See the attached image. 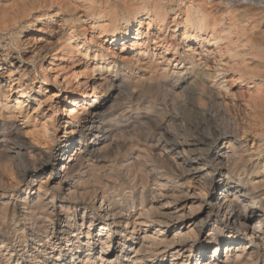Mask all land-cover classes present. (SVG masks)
<instances>
[{
  "label": "rangeland",
  "instance_id": "rangeland-1",
  "mask_svg": "<svg viewBox=\"0 0 264 264\" xmlns=\"http://www.w3.org/2000/svg\"><path fill=\"white\" fill-rule=\"evenodd\" d=\"M11 1L9 2V0H0V8L1 9H2L3 4H6V5L8 4L7 6L6 5L3 6L4 9L7 10V11L6 10L5 11H6V13H8L7 14L8 16L15 13V11L16 10L18 11V9L20 8L19 4H18L19 6L17 5V7H18L17 8L15 6L16 3L12 2L13 4H11ZM40 1L41 0H38V1H36V3H39ZM45 1L50 3V5L48 4L45 7V5L42 4ZM51 1L52 0H50V2L48 0H44V2H43V0H42V2L39 3L40 7L38 6L39 8L37 7V9H35L36 3H34V5H33L32 3L28 2L29 5H26V8H28V7L30 8V4H31L32 5L31 10H33L35 12L32 11L31 16H27L26 14L23 15V14L19 13L18 14L19 16L17 17L18 19H15L16 20L15 23H14L15 20L10 19L8 21L9 24H7L8 23L7 22L5 25L6 26L5 28H7V27L11 28V26H12V28H14L12 35H10L8 28L3 29L2 25L0 27V35L2 34L0 37H3L0 39V114H2V115L5 114L2 117L0 115V121L1 122L3 120L6 121V119H7L6 123L9 122L8 124L18 125V126L23 127L21 129L22 130V137L25 140H27V142L26 141H24V142H26L28 144L32 143V146L34 145V147L37 150L41 151L43 154H45L47 156V157H44L45 155L43 156V158H44L43 163L37 168L35 166H33L34 165L33 162L35 163V160L37 161V159L31 158L33 161L31 159H28V163H27L28 166H26V168L22 167L24 169L23 174L20 173V174H18L19 176L17 175L15 177L16 179L18 178L17 179L18 181L16 179H13L11 176H10V178L8 176H7L8 178L5 177L6 176L5 174L4 175L1 174L3 172V171H1L2 169L0 170L1 171L0 172L1 180L4 177L3 182H5V183L7 182L5 185L3 183H0V207H2L1 204H3V203L9 204L6 213H4L5 215L7 214V216H5L4 214H1V212H0V241L5 242L6 245L9 246L8 247L9 252H11V250L13 249L12 250L13 254L15 253L14 258H19L21 256V253H22L21 250H23V249H22V247H20V245L17 246V244H20V243L17 242V240H18L17 233L15 235V233L13 232V231H16L17 227H15V229H14V226H13L14 224L12 223L13 221H11L13 219L12 218L13 216H11L12 213H9V212L12 210H16L15 211L16 212V218L18 219L17 224L22 225L23 220L21 219V216H19L20 215L19 213L22 210V206H20V203L23 200V198H25V196H26L25 194L28 192V190L33 185L36 186L40 180L44 181V179H46L45 178L46 175L42 174L44 172L43 170L46 169V170H48V171L50 170L52 172V174L49 178L50 182L46 185L47 189L46 188L45 189H46V193H47L48 198H53V200H52L53 201L52 202L53 208L57 209L59 206L60 207L62 206L63 209L65 207L70 208L71 210H69V212L71 213V219H75L74 221L76 222V224H78V223L80 224L81 223V215H82V211H83L82 208L86 206L84 213H83L84 214V222L83 223L87 226L89 224L88 221L90 220V218L95 217L98 214L97 204L92 203L93 198L91 197L92 196V194L90 192L91 190H89V192H87V189H90V186H89V185H91L90 183H89V185H87V188H86V185H85V188L82 186L83 188L81 187V189L78 190L79 191L78 194H72L73 196L70 195V197H69V195L67 196L68 193L66 194L67 191L65 189H67V185L72 184L74 186L76 184L78 185V184H82L84 182V180L82 181V180L78 179L79 178V175H78L79 171L83 170V168L80 170H79V168L76 169L74 174L72 173V175L70 177L65 179V181L63 180L61 182V180H59V179L56 180V178L54 177L55 176V169H56L55 164H54V160L58 154V151L60 150V148L63 144V141L70 139V138L75 139V136L74 137L72 136V134H73L72 131L73 130L77 131L80 129V127L83 125V123L86 121L87 117L89 116L88 113L92 112L93 104L98 103V105L100 104L99 105L100 107L103 106L101 101L103 100V98L105 96L104 95L105 92H104V90H102L103 88L101 89V87L99 85V84H101L100 82H101L102 77L111 76L112 74L113 75H119L120 73H123V74L126 73L127 75H133L136 78V77H138L137 75L147 74L146 71H148V70L150 71L149 73L152 74L154 77L157 74L158 75L156 77H158L161 74H169L170 72H172L174 70H175L174 72L180 73V71L182 72L183 70L190 67L188 64L190 62L188 57H190L191 60H193L196 64H198V66L199 65L203 66V64H205V66L207 68V72L208 73L210 72L209 73L210 78L208 80L209 85L213 84L212 86H215L214 88H218V87H216V85L219 82H222V85H220V86L221 87L225 86L223 88L219 87L218 90L215 89V90H217L216 93L220 92L219 94L217 93L220 97H218V100H215V101H216V103H219L221 105L216 104L215 101L210 102V98L208 99V97H206V93H207L206 90L203 89L202 87H199V89H198V90H202V89L205 90L204 92H203V90H202V92L199 91L202 95L200 93H199L200 95L199 94L194 95L191 90L189 91V89H192L193 87L189 86L192 88H188V103H189L188 104V110H184L180 107L181 105L178 102H176L177 105H175L176 103H174L172 101V98L170 96H168V93L166 91L161 92L162 90L158 91L157 89H155L153 91L152 86L151 87L144 86L142 88L143 85L138 84L135 82L136 80L135 81L133 80L132 82H135V84L131 83L130 89H132V87H134L136 89V87L140 86L136 90L135 89L131 90L132 91L131 94H133V98L137 101L139 99V102L135 101L139 105L134 103L133 98L131 101L130 100L129 101L124 100L127 98L126 97L127 94H123V95H121L122 97L118 101H116L117 102L116 104L120 105V106H117V108L115 109L114 112H112V114H111V111H105L104 112V120H105L106 124L108 126L110 125V127L112 126V128H114V130H116V132H117L116 134H118V133L120 134V135L118 134L119 142L117 139L116 147L113 148L111 151L103 154L104 158H102V156L98 157V158L96 156L95 157L90 156L91 158L88 157L87 163L93 164V165L95 164L94 169L96 170L95 171L93 169V171H92V173L94 172L93 174L95 176L93 175V177H95V178L92 177V179H91V177H90V180H93V179H94V181L100 180L101 184L103 182V185L106 183V184H110L112 187L115 183H117L114 185L115 190H117L118 192L119 191L122 192L123 190H121V189L118 190V189L122 188L124 186L122 189L125 188L124 189L125 191H123L122 194L124 195V193H125L126 196H129L128 194L131 192V190L129 188H132V185H130L129 180L127 179V177H128L126 175L127 171H125L123 168L124 164L127 163L126 159L130 158L127 156L128 147L125 145V144H127V141H126V139H128L127 136H129L130 134L132 135V137L130 136V138H133L135 140L136 148L138 147L139 150L148 151L150 145H152L158 139V136L157 137L153 136V130L157 126V124H160L162 121H164V119L167 116L179 115V116H181L182 122H180V123L177 122L176 124L175 123L171 124V126L168 127L169 132H173L176 134H178V133L180 134L182 132L183 135H188L189 137H193L197 132V134L194 137L201 138L204 140V142H206V147L204 149H207L206 151H207L208 155H207V157H204V159H205L206 167L209 166L208 172L210 171L212 173H210V176L205 177L204 181L202 182L203 185H202V183H199V182L195 183L194 181L188 185L189 194L193 193L195 198L198 196L194 200V201H196V203L194 204L195 205L194 208H196V209L192 208L193 210H190V212L187 211V208L184 209L185 217L181 218L177 222L176 228H174L172 230V232H170V236H171V234H174L175 231H178L179 230L178 228H181L182 232H185V230L187 231V229L192 227L193 221L197 222L200 219L204 218L203 217L204 214L201 213V210L200 211L198 210L199 212L197 211V205L196 204L198 202L200 205H202V207L206 208L209 206L210 203H213L215 198H218V197L220 198V196H219L220 191L216 187V183H217L218 178H219L217 176V168L218 167L211 161V159H212L211 153L214 152L215 148L219 144H222L221 146L224 147V149L227 148L229 142H231L233 144L234 150H232V151H234V153H235V161H233L231 163L232 165L230 164L231 167L229 166L230 168H228V171H227L229 173V177H230V180H229L230 185H232V186L240 185L239 188H241L243 190L248 189L249 191L248 190L245 191L247 194L249 193L248 197H249V195H250V197L254 196V198H255L254 200H256V204L254 205L253 209L256 212H259V211L261 212L262 210H264V106H263L264 105V87H262V85L260 84L261 83L260 81L264 82V80H263L264 79V69H262V70L260 69V68H263L262 66H264V43H263L264 37H262L264 35L260 34V30L258 28H255V27L253 28L250 20L247 22L241 23V25L239 24L240 26L244 25L245 29L242 32L240 29H237V28L234 30L233 36H231V38H230V40L232 39L231 42L232 41L233 42L228 43V47L230 49H232L233 52H227L226 51L227 47L225 48V45L227 44V42L215 43V42L211 41L212 38H210V35H207V34H210L209 30L205 35V37L208 36L206 42H201V43H197V42H195V40H192L191 35H189V33L192 32V30H190V29H187V32H189L187 36L183 35V33L185 32V28H184L185 26L183 24V22H184L183 20H185V19H183V18H185V13L183 12L184 8L186 9V7L190 6L191 4H194V2H195V4L197 3V5H199L200 3H203V1H204L205 2L204 7L208 10V12L211 13V14L209 13L211 16V15H214L218 10L223 11L224 9L228 8L231 5V3H229V1L231 2V0H207L208 2H206V0H198V1L197 0H192V1H190V0H143V1L140 0V2L137 0H133V1L130 0L131 2L129 0H128L129 2L126 0H53L52 2L54 4H52ZM162 1H164V2H162ZM199 1H200V3H199ZM262 1L264 2V0H262ZM47 2H45V3L47 4ZM105 2L108 3V4L106 3L105 6L108 5L113 10H111L108 6L104 7ZM138 2H139V4H138ZM155 2L157 4V6H156ZM211 2L216 4V6L214 4H211ZM1 3H2V5H1ZM159 3H161V4H159ZM208 3H210V4H208ZM40 4H42V5H40ZM130 4H131V6H130ZM132 4H133V6L135 5V7H133ZM141 4L144 7V9H141L142 11H140V9L139 10L137 9V8L141 7ZM188 4H190V5H188ZM9 5L10 6L14 5V7H16L15 8L16 10L13 7H10ZM22 5H24V4H22ZM57 5L58 6L60 5L59 6L60 8ZM211 5H212V7H211ZM7 7H8V9H7ZM115 7H117V8H115ZM152 7L154 8V10ZM155 7L156 8L160 7L161 9L160 8L156 9ZM213 7H215V8H213ZM224 7H226V8H224ZM22 8H24V7H22ZM133 8H135L136 10ZM210 9H212V10H210ZM99 10H101L100 14H99ZM110 10H111V12H110ZM114 10H115V13H114ZM161 10L162 11L164 10L163 12L167 16L164 19V27L160 28V26L157 25L158 23H156L154 21L151 24L152 26L147 28V24L145 21L147 18V15L150 14L153 17L154 12L155 13L158 11L160 12ZM11 11H13V12L11 13ZM37 11H39V12H37ZM0 12H1L0 14H2L3 11L0 10ZM38 13H39V15H38ZM43 13H45L47 15L43 16L44 15ZM146 13H147V15H146ZM104 14L108 17L111 16L110 19L109 18H106V19L103 18ZM140 14H142V15H140ZM20 15H21V17H20ZM90 15H91V17H90ZM99 15L101 16V18ZM112 16H115V19H112ZM226 16L224 17L225 20L222 24H224L227 27L228 25H231L233 22L231 20H229L228 16L227 17ZM11 17H12V15L9 16V18H11ZM35 17L38 19H36ZM135 17L143 19L142 25H141L140 30H139L140 34H142V38L147 39L146 40L147 44L144 47H140L142 52H143V55L142 54L138 55L137 54L138 49L135 51V47L133 49L129 48L126 51L121 52L120 51L121 46L119 45L120 43H118L116 45L110 44L112 42V40H111V34L109 32L104 31L101 33V26L106 25V23H108V21L114 22L113 20H115V25H116V27H118L117 32L121 33L122 26L124 25V23H123L124 20L133 21ZM28 18H29V20H28ZM62 18L63 19L66 18L65 20L68 21L67 26L63 30L64 31L63 34L65 33L64 36L66 35L65 37L67 38V36L71 34L72 35V39H71L72 43H74V44L76 43L78 46H82V48L79 49V51L75 54L76 55L75 56L76 61L75 62L71 61L69 56L62 58V57H60L59 54H54V53H53L54 55H59V56L52 57V56H50V54H48L41 61H36V62L31 61V55L32 54L30 55L29 53H32V52L34 53L38 48H43V46L45 49L49 48L50 44H49V42L47 43L46 41H49L50 38L46 37L45 34H48L50 31H52L54 29H59L57 26V23H60ZM69 18H70V20H69ZM173 18H175V19H173ZM23 19L26 21H24ZM77 19H79L80 21ZM18 20H19V22H17ZM12 21H13V24H12ZM104 22H106V23H104ZM134 26H135V24L133 25L131 31L136 30V27H134ZM225 26H224V28H226ZM40 29H41V31H40ZM219 29L222 30L221 27H218V29H216V31H219ZM262 29H263L262 31H264V28H262ZM249 30H250V32H249ZM28 32H30V33H28ZM3 33H5L6 35ZM257 33H258L259 38L257 37ZM254 35H256V36H254ZM99 36H101V37H99ZM15 37H16V39H15ZM247 37L249 39H247ZM260 37H262V38H260ZM8 39H10V40H8ZM250 39H252V40H250ZM95 40H97V41L95 42ZM170 40L172 42H169ZM40 41H42V42H40ZM255 42L258 45H256ZM131 43H135V41H132ZM142 43H144V42H142ZM253 43H255V44H253ZM262 43H263V45H262ZM32 44H34V45H32ZM45 44H47V46ZM80 44H82V45H80ZM2 45H3V47H2ZM166 45H168V46H166ZM190 45H191V47H189ZM252 45L254 47L256 45L258 49L256 47L255 48L251 47ZM36 46L38 48H36ZM261 46H262V48H261ZM86 47H90V48L88 50H86ZM2 48H3V50H2ZM189 48H194V50H191V49L189 50ZM253 48L256 50H254ZM165 49H166V52H165ZM225 51H226V53H225ZM80 53L87 54L86 59H84V56L82 57V54H80ZM242 54H243V56L244 55H246V56L243 57ZM79 55H81V56H79ZM160 56H162V57H160ZM68 60H70L71 62ZM170 60H172V61H170ZM175 60H177V61H175ZM186 60H188V62ZM10 61H12V62L10 63ZM37 63H38V65H37ZM72 63H74V65H72ZM76 63H77V65H76ZM254 63H255V65H254ZM256 64H260L258 69H257L258 66ZM43 65H44V67H43ZM207 65H208V67H207ZM239 65H240V67H239ZM98 66H101V68H99L95 72L94 71L92 72L93 68L98 67ZM156 67H157V70H156ZM41 68L42 69L44 68L45 70L44 69L42 70ZM144 69H146V70H144ZM152 69H155L156 71H153ZM9 70L16 72V74H18V75H15L14 76L15 78L13 77V81H11V83H13V85H14L12 87V91L6 92L5 89L7 90V88H9V85L11 84V83L6 82V80H4L7 76L6 73ZM160 70H162V71H160ZM134 71H136V72H134ZM79 72H81V73H79ZM155 72H156V74H155ZM75 73L77 74V77L75 76L76 75ZM78 74H81V75H78ZM87 74L89 76H87ZM185 74L187 76V74H189V73H185ZM54 75H55V77H53ZM133 76H131V77H133ZM18 77H19L18 83H16L15 81ZM53 78H55L54 79L55 82L53 81ZM93 84H95V88L97 87L96 88L97 90L94 87L92 88ZM255 84H256V86H255ZM145 88H146V90H144ZM200 88H202V89H200ZM220 89H221V91H220ZM21 90L26 91L25 92L26 96L21 99V103H23V104L21 105L20 109H18V113L13 114L11 112H13L15 110V106H16L15 102L19 98ZM155 91L156 92L158 91L159 93L158 92L156 93ZM83 93H85V94H83ZM162 93L164 96L162 95ZM165 93H167V95ZM1 96H2V99H1ZM166 96L168 97V99ZM135 97H137L138 99H136ZM163 97L166 98V99H164V100H166V104H164L165 101H163V99H162ZM35 98L40 99L41 100L40 102H43V103L38 105V102L36 101ZM170 98H171V100H170ZM191 98L193 99V101ZM198 100H199V102H198ZM204 100H206V101H204ZM220 100L222 102H219ZM168 101H171L172 103L168 102ZM124 102H126V103H124ZM127 102L128 103L132 102V105L134 106V108H133L134 113L131 115V118L129 117V115L126 114V112H124L123 109H118L120 107L123 108L122 105L124 106L125 104H127ZM75 103H76V106H73L72 104H75ZM168 103H169V106H168ZM173 103H174V105H173ZM199 103H201V104H199ZM212 104H214V105L212 106ZM209 105H211L212 107ZM201 106H202V108L203 107L204 108L202 109ZM7 107L9 109H7ZM168 107L171 109V111ZM173 108H174V110H176L178 108V111L176 110L178 112V114H177V112L174 113V111H172ZM211 109H213V110L211 111ZM69 110H72L71 113L68 112ZM161 110L163 112L164 111L165 112L163 113ZM159 111H161L160 114H159ZM166 112L169 114L171 113V114L169 115ZM154 114H156V115H154ZM199 114L200 115L202 114V115L200 116ZM145 115H147L146 117L148 119H150L149 120L150 122H147V125L145 124L147 128H145L144 124H142V125L136 124V127H137V129H136L135 122L137 123L139 121V119H141ZM159 115H160V117H158ZM161 115L163 116L162 118H161ZM7 117H10L9 118L10 120H8ZM75 118H77V119H75ZM26 119H28V120H26ZM1 122H0V124H1ZM189 122H191V123H189ZM133 124H134V126H133ZM143 125H144V128H142ZM169 125L170 124H168V126ZM131 126L134 127L135 129H132ZM138 126H139V128H138ZM122 129H124V130H122ZM138 129H139V131H138ZM140 129H142V130H140ZM216 130H218L219 133ZM225 131L231 133V135H232V137H231L232 140L230 139L231 141H229V139L224 141L222 135H223V133H225ZM26 132H27L26 135H28V136H25L24 133H26ZM29 132H30V134H31V132L33 134H35V135H33V138L29 134ZM29 135L31 136V138ZM34 138L37 140H33ZM90 139L91 138L89 136L82 138L81 145L89 146ZM15 141H16V143H15ZM20 142H19V140L15 139L9 143V147L11 146L10 148L12 150H16V149L23 146L22 142H21V144L17 145V143H20ZM75 143H78L77 138H76ZM79 143H80V140H79ZM209 143H210V145H209ZM79 147H81V146H79ZM22 148H25V147H22ZM239 152H241L243 154H241ZM227 153H231V151L227 150ZM238 154H240L241 156ZM207 161H208V164H207ZM87 163H86V165H87ZM201 163H204V162H201ZM148 164L151 165L149 162H148ZM136 166H138V164L134 165V168ZM136 168H138V167H136ZM108 174L109 175L111 174V176L115 175L116 178L117 177L118 178L115 179V176H113L112 178H113V180L115 179V181H111L112 178L108 179L109 178ZM96 175H98V176H96ZM226 177L227 176L225 175V173L224 174L222 173L220 180L223 182L226 180ZM75 178H77V179H75ZM88 178H86V179H88ZM5 179H7V180H5ZM108 180H110V181H108ZM9 181L11 184L9 183ZM85 182H86V180H85ZM60 183L62 185H60ZM125 183H127V184H125ZM118 186H119V188H118ZM250 188H252V189H250ZM84 190H85V193L83 192ZM115 190H111V191L117 192ZM80 192H82V193H80ZM198 193H200L199 195L201 197L198 195ZM81 194L83 195V197H81L82 196ZM202 194H204V196ZM77 195L78 196L81 195L80 196L81 198L78 197ZM29 196H27L28 201L29 200H35V198H37V195L35 193L33 194V191L30 192ZM84 196H86V197H84ZM122 197L123 196H121V198ZM199 198H201V199H199ZM198 199H199V201H198ZM247 200H250V199L247 198ZM154 203L156 204V202H154ZM172 204H173V206H175V205L177 206L180 204V202H176V203H172ZM189 207H190V203H188V208ZM194 210H196L197 212ZM3 215H4V217H3ZM57 221L59 222L58 218H54V220H52V223L54 225H56ZM215 221L217 223H215ZM252 222H254V221L252 220ZM218 225H220V218L216 217V219H215V216H211V218H209V220H204L203 223L200 225V227L197 229L198 235L196 234V236L194 237L195 240L193 242H191L192 239L191 240L188 239V242L186 245V247H188V254H187L188 255V263L187 264H196L197 261L200 262L198 264H203L204 262L211 263V264H222L225 261L227 262L228 260H234V258L237 256V252L241 255V251L245 247H246V251L250 250L254 254L253 255L254 258L252 261L254 263H252V264H264V258H263L264 252L261 250L260 247H258L259 243H261V241L263 240V236L258 234L257 235L258 240L256 242L249 243L248 237H246V235L245 236L241 235L242 231H240V230L238 231L237 229H234V227L224 226V228L223 227H222V229L220 228V230L223 234H220L221 233L220 230L218 231L219 233H217V231H216V233L213 235L214 241H213V243H210L211 232L208 229V226L209 227L214 226V228L216 230H218ZM7 228H9L8 232H7V230H8ZM3 229H5V230H3ZM12 229H13V231H12ZM228 230H230V232H232L230 234V237H226V235H224L225 232H227ZM9 232H10V234H9ZM148 232H153V231L150 228V230L148 229ZM247 233H249V232H246V234ZM9 235H10V237H9ZM13 235L16 237H14ZM65 235H66V237H68L66 231H64V236ZM81 238H82V242H86L85 241V232L81 233ZM235 238H237L238 241L234 240ZM117 240H119V239L117 237H115L114 234L110 235V244L113 246V252L114 253L117 252L116 254L120 255V252H121L120 247L121 246L117 245ZM1 242H0V245H1ZM26 243L28 245V248H30V252L34 253L36 251L34 244L32 242H30L29 239L26 240ZM237 246L240 247L238 249V251H237V249H235V247H237ZM63 248L65 249V247H63ZM100 249H101V247L100 248L98 247V249H96V252H94V253H97V252L99 253ZM215 249H217V254L214 257H211L213 255V252ZM16 251H18V252H16ZM172 258H173V256L170 254V252L167 253L166 256L164 257L162 264H169L172 261ZM235 259H237V257Z\"/></svg>",
  "mask_w": 264,
  "mask_h": 264
},
{
  "label": "bare ground",
  "instance_id": "bare-ground-1",
  "mask_svg": "<svg viewBox=\"0 0 264 264\" xmlns=\"http://www.w3.org/2000/svg\"><path fill=\"white\" fill-rule=\"evenodd\" d=\"M10 1L11 0H9V2ZM36 1H38V0H12L11 4H13L12 2H15L16 3L15 6L17 7V5L19 4L20 6L19 5L18 6L20 8L17 11L15 9L16 7H14V5H11V6L9 5L10 7H13L16 10V11L14 10L15 13L11 14L12 15L11 18H9V16H11V15L8 16L7 15L8 13H6L7 10L4 9V7H3L6 4H3L2 9L0 8V10L3 11L2 14H0V27L2 25V28L4 29L6 27L5 26L6 23L10 19L11 20L12 19L13 20L18 19L17 17L19 16L18 15L19 13L23 14V15L26 14L27 16H31V12L33 11V10H31L32 5L30 4V8L28 6H27L28 8H26V5H29L28 2H30L34 5V3H36ZM48 1L50 2V0H48ZM126 1H128V0H126ZM137 1L140 2V0H137ZM190 1H192V0H190ZM41 2H42V0L39 3H41ZM43 2H44V0H43ZM45 2H47V1H45ZM45 2L42 3L45 5V7L48 4L50 5V3L47 2V4H46ZM139 2H138V4H139ZM156 2H155V4H156ZM162 2H164V1H162ZM206 2H208V1L206 0ZM39 3H36L35 9H37V7L39 6ZM106 3L107 2L104 3V7L108 6V5L105 6ZM199 3H200V1H199ZM204 3L205 2L203 1V3H200L199 5H197V3L195 4V2H194L195 5L194 4H191V5L188 4L190 6L186 7V9L184 8L185 10L183 9V12L185 13V18H183V19H185V20H183L184 21L183 24L185 26L184 27L185 32L183 33V35L184 36L188 35L189 32H187V29L192 30V32L189 33V35H191L192 40H195V42H197V43L206 42L208 36L205 37V35L209 30L210 34H207V35H210V38H212L211 41H213L215 43L227 42V44L225 45V48L227 47L226 51L227 52H233L232 49H230L228 47V43H230L232 40V39L230 40V38H231V36H233V32L236 28L240 29L242 32L245 29L244 28L245 26L244 25L240 26L241 23L247 22L249 20L251 21V25L253 26V28L254 27L258 28L260 30V34L264 35V31H262L263 30L262 28H264V2L262 0L261 1L260 0H231V2L229 1V3H231V5L228 8L224 7L226 9H224L223 11H220L216 8L218 11L214 15H211V16H210L211 13L208 12V10L204 7L205 6ZM22 4H24V5H22ZM42 4H40V5H42ZM52 4H54V3L52 2ZM159 4H161V3H159ZM208 4H210V3H208ZM211 4H214V3L211 2ZM1 5H2V3H1ZM214 5L216 6V4H214ZM130 6H131V4H130ZM132 6H133V4H132ZM156 6H157V4H156ZM8 7H7V9H8ZM22 7H24V8H22ZM108 7L110 8V6H108ZM133 7H135V5ZM211 7H212V5H211ZM115 8H117V7H115ZM213 8H215V7H213ZM133 9H135V8H133ZM137 9L138 10L140 9V11H142L141 9H144V7L141 4V7L137 8ZM212 9H210V10H212ZM111 10H113V9H111ZM111 10H110V12H111ZM153 10H154V8H153ZM100 11L101 10H99V14H100ZM163 11L161 10L160 12L159 11L156 13L154 12L153 17L150 14L147 15V13H146L147 18L145 21L147 24V28L152 26L151 24L154 21L156 23H158L157 25H159L160 28L164 27V19L167 16ZM12 12L13 11H11V13ZM33 12H35V11H33ZM37 12H39V11H37ZM114 13H115V10H114ZM43 14H44L43 16L47 15L45 13H43ZM38 15H39V13H38ZM104 15H103V18H105V19L106 18L110 19V17H111V16L108 17V16H106V15L104 16ZM140 15H142V14H140ZM226 15L229 17V20H231L233 22V23L231 22L232 24L228 25L227 27L224 24H222L225 20L224 17ZM20 17H21V15H20ZM90 17H91V15H90ZM100 18H101V16H100ZM36 19H38V18H36ZM65 19L62 18L61 22L57 23V26L59 29H54V30L50 31L48 34H45L46 37L50 38L49 41H46L47 43L49 42V44H50V45L48 44L49 45V48L47 47L48 49H45L44 46H43L44 49L38 48L36 46V48H38V49L34 53L33 52L29 53L30 55L32 54L31 55V61H33V62L41 61L48 54H50V56H52V57H54V56L56 57V56L60 55V57H62V58L69 56L71 61H73V62L76 61V59H75L76 55L75 54L79 51V49L82 48V46H78L76 43L75 44L72 43V41H71L72 35L71 34L68 35L67 38L65 37L66 35L64 36L65 33L63 34V32H64L63 30L67 26V23H68V21ZM79 19H77V20H79ZM112 19H115V16H112ZM173 19H175V18H173ZM19 20L17 22H19ZM28 20H29V18H28ZM69 20H70V18H69ZM142 20H143L142 18H138V17H135L133 21L124 20V22H123L124 25L122 26L121 33L117 32L118 27H116V25H115V20H113L114 22H111V21H108V23L104 22V23H106V25L101 26V33L104 31L109 32L111 34V40H112V42L110 44L116 45V44L120 43L119 45L121 46V50H120L121 52H124L129 48L133 49L135 47V51L138 49L137 54L143 55V52H142L140 47H144L147 44L146 43L147 39L142 38V34H140V32H139L140 27L142 25ZM24 21H26V20H24ZM15 22H16V20L14 21V23ZM7 24H9V22ZM12 24H13V21H12ZM134 24H135L134 27H136V30L131 31ZM224 26L226 28H224ZM218 27H221L222 30L219 29V31H216V29H218ZM7 28L9 29L8 31L10 32V35H12L14 28H12V26H11V28H9V27H7ZM7 28H5V29H7ZM40 31H41V29H40ZM249 32H250V30H249ZM28 33H30V32H28ZM258 33H257V37H258ZM3 34H5V33H3ZM254 36H256V35H254ZM99 37H101V36H99ZM262 37H264V36H262ZM262 37H260V38H262ZM1 38H3V37H0V39ZM15 39H16V37H15ZM247 39H249V38L247 37ZM8 40H10V39H8ZM250 40H252V39H250ZM96 41L97 40H95V42ZM132 41H135V43H131ZM40 42H42V41H40ZM142 42H144V43H142ZM169 42H172V41L170 40ZM255 43H253V44H255ZM263 43H262V45H263ZM32 45H34V44H32ZM45 45L47 46V44H45ZM80 45H82V44H80ZM191 45L189 47H191ZM256 45H258V44L256 43ZM256 45H255V47L257 48ZM166 46H168V45H166ZM2 47H3V45H2ZM251 47H254V46L252 45ZM89 48L90 47H86V50H88ZM261 48H262V46H261ZM190 49L194 50V48H189V50ZM2 50H3V48H2ZM254 50H256V49H254ZM226 51H225V53H226ZM165 52H166V49H165ZM53 53L59 54V55H54ZM80 54H82V53H80ZM79 56H81V55H79ZM83 56H84V59H86L87 54H82V57ZM242 56H243V54H242ZM244 56H246V55H244ZM160 57H162V56H160ZM188 59L190 60V62L188 63L190 67L183 70L182 72L180 71V73L174 72L175 71L174 70V71L170 72L169 74H161L158 77H156L158 75L157 74L154 77L152 74L149 73L150 71L148 70V71H146L147 74L137 75L138 77H136V78L133 75H127L126 73H124V74L120 73L119 75H113L112 74L111 76L102 77L101 82H100L101 84H99V85H100L101 89L103 88L102 90H104V92H105V94H104L105 96H104L103 100L101 101L103 106L100 107L99 106L100 104L98 105V103L93 104L92 112L88 113L89 116L87 117L86 121L84 120L85 122L80 127V129L77 131H74V130L72 131V133H73L72 136L73 137L75 136V139L70 138V139L63 141V144H62L60 150L58 151V154L54 160V164H55L56 169H55V176L53 175L56 178V180L59 179L62 182L63 180L65 181V179L70 177L72 175V173L74 174L76 169L79 168V170H80L83 168V170L79 171V174H78L79 178L78 179H80L82 181L84 180V182L86 180V182L85 183L83 182L82 184H78V185L76 184L77 186L76 185L73 186L72 184H71L72 186L67 185V189H65L67 191L66 194L68 193L67 196L69 195V197L72 194H78L79 193L78 190H80L82 186L85 188V185H86V188H87V185H89V183H90L91 184V185H89L90 189H87V192H89V190H91L90 191L92 194L91 197L93 198L92 203L97 204V211H98V214L96 213L97 216L91 217L90 220L88 221L89 224L87 226L83 223L84 222V214L83 213H84L86 206L82 208L83 211H82V215H81V223L80 224L79 223L76 224V222L74 221L75 219H71V213L69 212V210H71L70 208L65 207L63 209L62 206L61 207L59 206L57 209L53 208L52 207L53 198H48L47 193H46V189H47L46 185L50 182L49 178H50L52 172L50 170L48 171L45 169V170H43L44 172L42 174L46 175V177H45L46 179H44V181L40 180L36 186L33 185L28 190V192L25 194L26 195L25 198H23V200L20 203V206H22V210H21V212L19 211L20 212L19 216H21V219L23 220L22 225L17 224L18 219L16 218V212H15L16 210H12L13 212L12 211L9 212V213H12L11 216H13L12 217L13 219L11 221H13L12 223L14 224L13 225L14 229H15V227H17L16 231H13V229H12V231L15 233V235L17 233V237H18L17 242L20 243V244H17V246L20 245V247H22V249H23V250H21V252H22L21 256L19 258H14L15 253L13 254V251H12L13 249L11 250V252H9L8 251L9 246H7L5 242L0 241L1 242V245H0V264H162L164 257L169 252L173 256L172 261L169 264H187L188 263V255H187L188 254V247H186V245H187L188 239L189 240L192 239L191 242H193L195 240L194 237L198 233L197 229L200 227V225L203 223L204 220H209V218H211V216H215V219H216V217H219L220 218V225H218V230H216L214 228V226H211V227L208 226V229L211 232L210 243H213V241H214L213 235L216 233V231H217V233H219L218 231L220 230V228L222 229V227L224 228V226H228V227H234V229H237L238 231L239 230L242 231L241 235H243V236L246 235V237H248V239H249L248 240L249 243L256 242L258 240L257 239L258 234L263 236V240L261 241V243H259V246L258 245L257 246L260 247L261 250L264 252V210H262L261 212L259 211L260 212L259 213L253 209L254 205L256 204V200H254L255 199L254 196H251L252 197L251 198L249 195V197H248L249 193L247 194L245 192L248 189L243 190V189L239 188L240 185L232 186L229 183L230 177H229V173L227 171H228V168L231 167L230 164L233 161H235V153H234V151H232L234 149H233V144L231 142L228 143V146L225 144L227 146V148H225V149H224V147L221 146L222 144H219V145L217 144L218 146L215 148L214 152L211 153V158H212L211 161L218 167L217 168V176L219 178H218V181L216 183V187L220 191V193H219L220 198L219 197L215 198L213 203H210L209 206L206 208L202 207V205H200L198 202L196 204L197 205V211L201 210V213L204 214V216H203L204 218L200 219L197 222L193 221L192 227L187 229V231L185 230V232H182L181 231L182 229L178 228L179 230L175 231L174 234H171V236H170V232H172V230L174 228H176L177 222L181 218L185 217L184 209L187 208V211H189V212H190V210L196 209V208H194V206H195L194 204L196 203V201H194V200L198 196L195 198L193 193L189 194L188 185L191 184L193 181L195 183L196 182L202 183L204 181L205 177L210 176V173H212L210 171L208 172L209 166L206 167L205 159H204V157H207V155H208L207 151H206L207 149H204L206 147V142H204V140L201 138L194 137L197 134V132H196V134L194 133L195 135L193 137H189L188 135H183L182 132L180 134L169 132L168 127H170L171 124H173V123L176 124L177 122L178 123L182 122L181 116H179V115L167 116L164 119V121H162V122L160 121L161 123L157 124V126L153 130V136L154 137L158 136V139L152 145H150L148 151L139 150L138 147L136 148L135 140L133 138H130V136L132 137V135L130 134L129 136H127L128 137V139H126L127 144H125V143L124 144L128 147L127 156L130 158L126 159L127 163L124 164L123 168L125 171H127V174H126L128 176L127 179L129 180L130 185H132V188H129L131 190V192L128 194L129 196H126L125 193H124V195L122 194V192L125 191L124 190L125 188L122 189L124 186L122 188H119V186H118V188H119L118 190H120V189L123 190L122 192L119 191L120 193L117 190H115L114 185L117 183H115L113 185L112 184L113 182H112L111 183L113 185V187H112L110 184H106V183L103 185V182L101 184L100 180L99 181H94V179L90 180V177L92 179V177L94 175L93 174L94 172L92 173V171L94 169L95 164L93 165V164L87 163L88 157L91 158L90 156H94V157L96 156L98 158V157L102 156V158H104L103 154H105V153L111 151L113 148H115L116 143H117V139H118L119 133L116 134L117 133L116 130H114V128H112V126L110 127V125L108 126L106 124V122L104 120V112L105 111H111V114H112V112L115 111L117 106H120V105L116 104L117 103L116 101H118L122 97L121 95H123V94H127L126 95L127 98L124 100H128V101L132 100L133 94H131L132 93L131 90L132 89L134 90L135 88L132 87V89H130L131 83L135 84V82H136L138 84H141V85H143L142 88L144 86H147V87L152 86L153 91L155 89H157L158 91L162 90L161 92L166 91L168 93V96H170L172 98V101L174 103L178 102L181 105L180 107L184 110H188V104H189L188 103V88L193 87L192 89H189V91L191 90L194 95L199 94L200 92H202L203 89H205L207 92L206 97H208V99L210 98V102L218 100V97H220L218 94L220 92L219 93L217 92L218 93L217 94L216 91L218 90L219 87L223 88L225 86H223V87L220 86V85H222V82H219L216 85V87H218V88H214L215 86H212L213 84L209 85L208 80L210 78V74H209L210 72L209 73L207 72V68H206L205 64H203V66H201V65L198 66V64H196L193 60H191L190 57H188ZM70 60H68V61H70ZM177 60H175V61H177ZM170 61H172V60H170ZM186 61L188 62V60H186ZM11 62L12 61H10V63ZM77 63H76V65H77ZM37 65H38V63H37ZM72 65H74V63H72ZM254 65H255V63H254ZM256 65L258 66V67L256 66L258 69L260 64H256ZM43 67H44V65H43ZM207 67H208V65H207ZM239 67H240V65H239ZM262 67L263 68H260L261 70L264 69V66H262ZM99 68H101V66L94 67L92 72L93 71L95 72ZM144 70H146V69H144ZM152 70L156 71L157 67H156V70L155 69H152ZM160 71H162V70H160ZM134 72H136V71H134ZM79 73H81V72H79ZM185 73H189V74H187V76H186ZM6 74H7V76L4 80H6V82H8V83H11V81H13V77L15 75H18V74H16V72H13L12 70H9ZM155 74H156V72H155ZM78 75H81V74H78ZM75 76L77 77V74ZM87 76H89V75L87 74ZM131 76H133L134 78ZM53 77H55V75ZM18 79H19V77L16 79V81H15L16 83H18ZM54 79L55 78H53V81H54ZM133 80L134 81L136 80V81L132 82ZM260 82H261L260 84L262 85V87H264V82L263 81H260ZM13 86H14L13 83H11L9 85V88H7V90L5 89V91L11 92ZM189 86H192V87H189ZM255 86H256V84H255ZM93 87L95 88V84H93L92 88ZM138 87H140V86H138ZM138 87H136V89ZM199 87H202L203 89L200 88L202 90H198ZM146 88L144 90H146ZM215 89H217V90H215ZM205 90H203V92ZM220 91H221V89H220ZM25 92H26L25 90L20 91V96L15 102L16 103L15 110L11 113H13V114L18 113V109H20L21 105L23 104V103H21V99L26 96ZM167 93H165V94L167 95ZM83 94H85V93H83ZM162 95H163V93H162ZM135 98L138 99L137 97H135ZM171 98H170V100H171ZM1 99H2V96H1ZM35 99L38 102V105L43 103V102H40L41 101L40 99H38V98H35ZM162 99H163V101H165L164 104H166V100H164L166 98L163 97ZM167 99H168V97H167ZM199 100H198V102H199ZM135 101L139 102V99H138V101L134 99V103H136ZM192 101H193V99H192ZM204 101H206V100H204ZM168 102H171V101H168ZM219 102H222V101L220 100ZM124 103H126V102H124ZM174 103H173V105H174ZM215 103H216V101H215ZM136 104L139 105L138 103H136ZM199 104H201V103H199ZM214 104H212V106ZM216 104H219V103H216ZM72 105L76 106V103L72 104ZM175 105H177V103ZM219 105H221V104H219ZM168 106H169V103H168ZM209 106H211V105H209ZM122 107L123 108L120 107L118 109H123L124 112H126V114L129 115V117L131 118V115L134 113V110H133L134 106L132 105V102H129V103L127 102V104H125L124 106L122 105ZM201 108H202V106H201ZM7 109H9V108L7 107ZM176 110L178 111V108ZM176 110H174V108H173L172 111H174V113H176L177 112ZM212 110L213 109H211V111ZM71 111L72 110H69L68 112L71 113ZM161 111H159V114L161 113ZM170 111H171V109H170ZM156 114H154V115H156ZM167 114H169V113H167ZM177 114H178V112H177ZM0 115L2 117L5 114L4 115L0 114ZM146 116L147 115H145L141 119H139V121L137 123L135 122V127H136V124H138V125H142V124L145 125L146 124L147 125V122H150L149 121L150 119H148ZM158 117H160V115ZM162 117L163 116L161 115V118ZM7 118H8V120H10L9 119L10 117H7ZM75 119H77V118H75ZM26 120H28V119H26ZM6 122H7V119H6V121L3 120L0 124V170L2 169L1 171H3V172L1 174H3V175L5 174L6 175L5 177L8 176L10 178V176H11L13 179H16L15 177L18 174H20V173L23 174V172H24L23 168H26V166H28V164H27L28 159L36 158L37 161L34 159L35 163L33 162V164H34L33 166H35L37 168L43 163V159H44L43 156L45 154H43L41 151L37 150L34 147V145L32 146V143L31 144L26 143L27 140H25L22 137V130L21 129L23 127L18 126V125H10V124H8L9 122L8 123H6ZM189 123H191V122H189ZM168 124H170V125L168 126ZM144 125H143V127L142 126L141 127L144 128ZM146 125H145V128H147ZM133 126H134V124H133ZM138 128H139V126H138ZM132 129H135V128L132 127ZM136 129H137V127H136ZM122 130H124V129H122ZM140 130H142V129H140ZM138 131H139V129H138ZM216 131H218V130H216ZM218 133H219V131H218ZM24 134H25V136H28V135H26L27 132ZM29 134H30V132H29ZM30 135L33 138V135H35V134H33L31 132ZM31 136H30V138H31ZM86 136H89L91 138L89 141L90 142L89 146L81 145L82 138H84ZM222 137H223L224 141H226L228 139H229V141L232 140L231 139V137H232L231 133L226 132V131H225V133H223ZM76 138L78 139V143H75ZM15 139L19 140V142L21 141L23 143L22 147H25V148L20 147L16 150H12L10 148L11 146L9 147V143ZM33 140H37V139L34 138ZM79 140H80V143H79ZM24 141H26V142H24ZM21 142L17 143V145L21 144ZM118 142H119V139H118ZM15 143H16V141H15ZM209 145H210V143H209ZM79 146H81V147H79ZM227 150L228 151L230 150L231 153H227ZM239 153H241V152H239ZM241 154H243V153H241ZM238 155H240V154H238ZM44 157H47V156L45 155ZM148 162L151 165H149ZM201 162H204V163H201ZM86 163H87V165H86ZM136 164H138V166H136L138 168L135 167L136 168L135 169L134 165H136ZM207 164H208V161H207ZM222 173L223 174L225 173V175L227 176L226 180L223 182L220 180ZM111 174L110 175L108 174L109 175L108 179L115 176V175L111 176ZM96 176H98V175H96ZM3 178H2V180L0 178V183H3L5 185L7 182L6 183L3 182L4 181ZM86 178H88V179H86ZM93 178H95V177H93ZM117 178L115 176V179H117ZM75 179H77V178H75ZM115 179L113 180V178H112L111 181H115ZM5 180H7V179H5ZM10 181H9V183H10ZM108 181H110V180H108ZM125 184H127V183H125ZM60 185H62V184L60 183ZM202 185H203V183H202ZM250 189H252V188H250ZM111 190H115L117 192H113ZM32 191H33V194L35 193L37 195V198H35V200H29L28 201L27 196H29L30 192H32ZM83 192L85 193V190ZM80 193H82V192H80ZM199 194L200 193H198V195ZM202 195L204 196V194H202ZM80 196H78V197H80ZM86 196H84V197H86ZM121 196H123V197L121 198ZM81 197H83V195ZM247 198H249L250 200H247ZM199 199H201V198H199ZM199 199H198V201H199ZM154 202H156V204ZM176 202H180V204L177 206L176 205L173 206L172 203H176ZM188 203H190L189 208H188ZM8 205H9L8 203L1 204V206H2V207H0L1 214L6 213V211L8 209ZM194 211H196V210H194ZM4 215H3V217H4ZM5 216H7V214ZM54 218H58V220H59V222L57 221L56 225H54L52 223V220H54ZM252 220L254 222H252ZM215 223H217V222L215 221ZM150 228L152 229L153 232H148V229L150 230ZM7 229H8L7 230V232H8L9 228H7ZM3 230H5V229H3ZM64 231L67 232V236L69 238L66 237V235L64 236ZM82 232H85V241L86 242H82V238H81ZM220 232H221V230H220ZM246 232H249V233L246 234ZM231 233L232 232H230V230H228L227 232H225L224 235H226V237H230ZM9 234H10V232H9ZM111 234H114V236L119 239V240H117V245L121 246L120 247L121 248L120 255L118 254L119 256L116 254L117 252L116 253L113 252V246L110 244V235ZM220 234H223V233L221 232ZM9 237H10V235H9ZM14 237H16V236H14ZM27 239H29V241L34 244V246L36 248V251L34 253H31L30 248H28V245L26 243ZM234 240L238 241L237 238H235ZM63 247H65V249ZM98 247L99 248L101 247L99 253L98 252L94 253V252H96V249H98ZM239 248L240 247H238V246L235 247V249H237V251ZM16 252H18V251H16ZM216 254H217V249L214 250L213 255L211 257H214ZM253 255H254L253 252L250 250L246 251V247H245L241 251V255L237 252V256H236L237 259H235L236 258L235 257L234 260H228L227 262L225 261L222 264H252V263H254V262H252L253 258H254ZM263 258H264V255H263ZM198 263H200V262L197 261L196 264H198ZM203 264H211V263L204 262Z\"/></svg>",
  "mask_w": 264,
  "mask_h": 264
}]
</instances>
